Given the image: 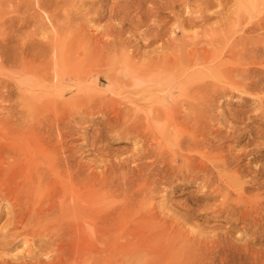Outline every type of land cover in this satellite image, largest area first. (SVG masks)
Returning a JSON list of instances; mask_svg holds the SVG:
<instances>
[{"label": "rangeland", "instance_id": "obj_1", "mask_svg": "<svg viewBox=\"0 0 264 264\" xmlns=\"http://www.w3.org/2000/svg\"><path fill=\"white\" fill-rule=\"evenodd\" d=\"M66 1L63 9L60 2L37 7L35 0H0V149L6 145L0 150V215L21 205L6 184L29 189L18 173L23 161L61 147L70 152L69 163L87 165L91 176L113 171L116 194L107 192L104 202L123 209L120 244L136 228L143 236L131 243L137 247L157 237L174 252L183 253L188 243L200 246L211 264H264V0H93L78 12L115 15L90 21H75L77 10ZM52 11L60 19L48 22ZM95 36L115 44L92 54ZM171 41L184 49L180 77L168 67L132 68L150 57H171L165 48ZM233 43L230 52L218 50ZM24 134L36 136L34 147ZM3 171L11 176L4 179ZM8 226L0 218V234ZM22 237L13 242L21 241L16 249L0 247V261L18 264L22 257L15 254L29 260L26 243L33 239ZM36 240L34 248L45 246ZM88 258L68 264H89Z\"/></svg>", "mask_w": 264, "mask_h": 264}, {"label": "bare ground", "instance_id": "obj_2", "mask_svg": "<svg viewBox=\"0 0 264 264\" xmlns=\"http://www.w3.org/2000/svg\"><path fill=\"white\" fill-rule=\"evenodd\" d=\"M35 1L37 2L36 3L37 7H39V6L40 7H42V6L46 7V4H48L49 1L51 4H54V5H55V3L60 2V6H62L61 0H35ZM67 1L65 3H67ZM89 1L92 2L93 0H71V2L69 1L71 3V5L76 8V9L75 8L74 9L77 10L73 14L74 16H76L75 21H77L79 18H82L85 16H86L87 20L90 21L91 19L92 20L93 19L99 20V18L102 19L103 16L110 18L111 16L115 15L114 11H111V12L109 11L108 15H103V12H102V13L98 14L97 16L91 15L92 17H90L88 14L81 15L82 13L78 12L79 11L78 9H80L79 7L86 6V3H88ZM40 4H42V6ZM68 4L66 6H68ZM60 6L58 8V14H59ZM64 6H65V4H64ZM47 8H48V6H47ZM61 8H63V6ZM66 8H68V7H66ZM254 8H255V6H254ZM63 9H65V8H63ZM63 9H62V11H63ZM40 10L43 11V9H40ZM56 10H57V8H56ZM67 11H68V9H66V13H68ZM70 11H71V9H70ZM52 14H53V11H52V13L46 14V20L48 22L50 21L49 19H51V17L52 18L54 17V15H52ZM240 14L242 15V13H239L238 15L240 16ZM39 15H40V13H39ZM34 16L35 15H32L31 17L33 18ZM55 17H57V16H55ZM66 17H68V15ZM240 18L242 19V17H239V18L237 17L238 23L239 22L241 23ZM56 19H55V21H56ZM58 19H60V18H58ZM72 19L73 18H71V20H69L70 23H73ZM244 19H245V17H244ZM52 20L53 19H51V21ZM66 20H65V22H66ZM242 21H245V20H242ZM56 22L54 25H57L55 27L56 28L58 27V31H59L60 27L58 26V23L56 24ZM78 22H80V21H78ZM51 24H53V23H50L49 25H51ZM55 27H54V30L56 31ZM71 27H73V26H71ZM41 28H42V26H41ZM65 28L67 29L68 27H66V25H65ZM64 29L61 28L60 30L64 31ZM68 29H70V28H68ZM114 29H115V27H111L110 30L109 29L108 30L110 32H112V31L114 32ZM80 31L81 30H79V32ZM67 32H68V30H67ZM100 32H103V31H100ZM244 32L245 31H243V33ZM103 33H102V35H103ZM73 34H72V36H73ZM106 34L109 35V32L108 33L105 32V35ZM76 35L78 36V32L76 33ZM74 36H75V34H74ZM88 37H89V35H88ZM74 39L75 38H72V41ZM79 39H81V38H79ZM86 39H89V38H86ZM106 39H104L103 41L100 39L98 40V38H96V36L93 38L94 41H91L92 39H90V41H91L90 44H92V42L95 43V46L92 44L94 46V51L92 50V54H94L93 52L100 51V49L98 50L99 47L101 48V51H102V49L107 48V46H111V45L115 44V42L109 41L110 39L108 41H106ZM112 40H113V38H112ZM69 41L71 42V40H69ZM70 42H68V43H70ZM123 43H124V41H123ZM53 44L54 43H51L52 48H53ZM235 44L236 43H233L232 45L226 44L227 46H225L223 44L222 47H220V48L217 47V48L219 51L224 50V51L230 52L233 49V47L235 46ZM32 45H34V44H32ZM69 45L72 46L71 44H69ZM56 46H58V45H56ZM175 46H176L175 41H171L168 44V46L165 47L166 49L171 50V52H172L171 57H169V56H166V57L161 56V57H157V58L150 57L148 59H145L142 63H137V64L132 65V68H136V69H138V71L141 70L142 73L146 71L147 67H151V66L157 67L158 70H162V71H164V69L170 68V69H173L175 71L173 74V77L178 76V74L182 75L183 74L182 71H183V59L184 58L181 59L180 52H182V50H184V49L180 46L177 48ZM44 49H46V48H44ZM174 49H175V51H174ZM39 50L41 51V47L39 48ZM58 50H59V48H58ZM38 51L36 52V54L38 53ZM43 51L45 53V51L47 52V49L43 50ZM55 51H56V49H55ZM196 51H200V50L195 49V48L192 50L193 53ZM175 52H178L180 54V56H178L177 53H175ZM203 52H204V50H203ZM44 53L41 55L38 53L39 57L43 56ZM148 56H150V55H147V57ZM39 57H37V58H39ZM74 57H76V56H74ZM182 57H183V55H182ZM37 58H35V59L37 60ZM34 60H32V61L30 60L31 64H33L35 62ZM30 61H28V62L26 61L27 63L25 61L24 62L27 65H29ZM54 62L57 63V61H54ZM54 62H52V64H54ZM60 62L61 61H59V63ZM35 63L37 64L38 62H35ZM35 63L33 65H35ZM42 63H41L42 66H40V67H43V64L46 62H44L43 64ZM47 63H49V62H47ZM64 63H66V62H64ZM69 63L71 64L70 61H69ZM69 63H67V64H69ZM24 64L22 65V67H24L26 65V64L25 65ZM31 64L29 65L30 67L25 66V68H27V67L31 68ZM191 64H192V62L190 63V65ZM49 65H48V67H49ZM57 65H56V67H57ZM60 65H61V63H60ZM62 66H64V64H62ZM65 66L67 67L68 65H65ZM59 67H57V68H59ZM32 68L35 69L36 67H32ZM37 68L39 69V71H41V69H42V68L40 69L39 67H37ZM70 68H72V67L70 66ZM144 68H145V70L143 71ZM38 69L36 71L35 70L34 71L37 72ZM43 69L47 70L48 68H46V65H45V68H43ZM154 69H156V68H154ZM27 70H28V68H27ZM58 71H60V70H58ZM148 72H147V74H148ZM142 75H144V74H142ZM178 77H180V75ZM18 131L20 132V130H18ZM19 134H21V132ZM22 135H23V133H22ZM26 135L27 134H24V137H26ZM28 136L29 135H27V137ZM31 136H32V134H30V136H29L31 138L30 139V145L32 144V146L34 147V145L37 142V141L36 142H34V141L36 138L39 137V135L37 137L33 135L34 138L36 137L34 139V141L32 140L33 136L32 137ZM20 138H21V135H20ZM36 140H38V139H36ZM31 141H33L35 144L31 143ZM5 146L6 145H4V147L1 148L0 150L2 151V149L5 148ZM8 148H10V147H8ZM54 148H57V147H54ZM13 149H14V152L17 154L18 153V152H16L17 149H15L14 147H13ZM59 149H61V147ZM59 149H57V150H59ZM62 149H61L62 152L59 150L61 153L58 152L56 149H53V147L51 149L49 148V149H45L42 151L40 149H39L40 151L37 150V152L39 151V155H38V153H36V152L35 153L38 156H36V155L29 156L28 155L29 157L26 156V157H28L27 161H23L26 158L22 159L23 164L25 166L23 165L24 167L20 171H18L19 169L17 167H19L21 165V163L18 166L19 163L17 164L15 161H18L21 156H19V159H17V156L14 158L11 157V159L13 158V160L15 158L17 159L14 161V163L17 164L16 165L17 167H14V168H17V169H15V171H18V173L19 172L22 173V177L23 176L24 177L23 178L20 177V178H22L24 181H28L27 184L29 183V189H27L28 186L25 184V186H27V187L24 190L25 186L21 184L20 188L22 190L19 191L17 188L18 187L17 182L13 186L14 183L13 184L8 183L9 178H7V180H6L7 183L11 184V186H12L10 188V185L8 186V184L5 183L7 185L6 187H9L8 192L10 193L9 194L10 197L13 198V200L16 199L17 201H20L19 203H21V205H20V208L17 207V206H19V204L16 206L18 209L17 208L15 209V207H14V209H10L9 211H6L4 215H2L3 213L0 215V218H2L3 216L6 218V223L10 226V228H8L4 231L5 234H3V235L0 234V237H2V239H1L2 241L0 240V247L2 246L4 250H9L12 248L16 249L17 245H20V244H18V242L21 243V241H17L14 244H13V242L16 241L15 239L17 237H18L17 239H19V236H20V238L22 236H24V237L25 236H31L32 237L31 239H33V240L40 238V239L44 240V245H45V246H40V247L34 248L33 243H32L33 240H30V241L28 240V242L26 241L27 246H29L28 247V249H29V252H28L29 260L23 261V259L26 258V257H24V254H23V256H17V254H15L14 255L15 259H20L22 257V259H20L21 262L18 264H68L70 261H72V263H73L76 260H78L79 258H83L85 256L89 257L88 258L89 264H211L210 263L211 258L207 257L206 255H203V253H200V250H201V248H199L200 246L198 247L197 245H192L190 243H188L185 246L183 245L185 248L183 253L174 252L173 248H171L169 246L166 247L164 244H163L164 247H166L169 252H168V254L166 252H163L164 250H162V248H164V247H161V245H159L157 243L158 242L156 239L157 237L156 238L150 237L149 239L147 238V240L144 242H142L143 240L142 241L140 240L142 242V244L139 242L141 245L140 246L138 245V247H137L135 243L131 244L133 241L140 239L142 236V232H140L139 229H136V228L128 230V232L129 231L131 232V236H132V239L130 241H128L129 238L126 239L127 240L126 242H128V243L120 244L119 242H117V240H118L117 239V229H118V227H117V216L122 214L121 212L123 211V209L122 210L119 209L121 211H117V206L115 205V204H117L116 202L114 205H111V206L108 204H107L108 206H106V202H104L105 201L104 200L105 194L107 192L116 194V188H117V186L115 184L116 180L114 177H111V175H113V173H112L113 171L109 169V175L110 176H108V174L103 175V176H91L89 173H86L87 172V165L79 162V163L75 164V166H74L71 163H69L68 158L70 155L67 156V154H66L69 151L67 152L64 148H62ZM2 152H4V151H2ZM2 152H1V155H4V154H2ZM19 152H20V154L24 153V151L23 152L19 151ZM65 154L67 157L65 156ZM8 155L9 154H7V157H8ZM39 157L42 160L40 162L37 161V159ZM0 158H1V156H0ZM40 158L38 160H40ZM5 159H6V157H5ZM11 159H10V161H12ZM7 160L9 161V158H7L6 161ZM1 161H2V158H1ZM8 164H9V162H8ZM39 164H42V165H39ZM0 165H1V162H0ZM2 165H3V163H2ZM9 165H7V167H10ZM37 165H39V166H37ZM13 166H12V168H13ZM4 168H6V167H4ZM0 170H1V168H0ZM5 171H3V174H5L4 179H6L5 177L11 176L10 174H8V175H10V176H8L7 173H4ZM8 171H6V172H8ZM15 171H13L14 172L13 176H12L13 181L15 179V176L18 174V173H15ZM205 171H206V169H205ZM1 172H2V170H1ZM1 174H0V177H3V175L1 176ZM19 175L21 176V174H19ZM1 179H3V178H1ZM17 180L18 179H16L15 181H17ZM145 180L146 179H144V182H145ZM13 181L10 180V182H13ZM43 182L45 183L44 185L42 184ZM142 182H143V180H142ZM16 185H17V187H16ZM1 186H2V184H0V187ZM41 188H43V189H41ZM4 191H6V190H4ZM46 192L48 193V196L45 195ZM4 193L2 194V196L4 195ZM6 194H7V192H6ZM45 196L48 197V198H46L47 199L46 203H44V201H43ZM137 196H138V194H137ZM134 197H136V194ZM7 198L8 197H6V200H7ZM11 198H8V199H11ZM3 199H5V198H3ZM136 199H138V198H136ZM16 204H17V202H16ZM36 204H37V207H34V206H36ZM121 219L124 220V218H121ZM136 219H137V217L134 218L133 221H135ZM133 221H131V222H133ZM140 222H142V220ZM134 224H135L134 226H136L137 220ZM138 228H140V225ZM141 228H142V226H141ZM143 229H146V227L142 228V231H143ZM135 230L139 231L140 233L136 232ZM143 235L145 236V233H143ZM24 237H22V238H24ZM142 238H143V236H142ZM145 239H146V237H145ZM21 240H23V239H21ZM9 245H10V247H8ZM99 245H101V246H99ZM6 248H8V249H6ZM202 248L205 250L204 247H202ZM208 249H210V248L208 247ZM24 250H26V249H24ZM24 253H26V252L24 251ZM19 255H20V253H19ZM43 258H44V260L47 259L50 262L49 261L48 262L43 261ZM0 264H9V263H7L5 261H0ZM221 264H226V262L224 260H221Z\"/></svg>", "mask_w": 264, "mask_h": 264}]
</instances>
